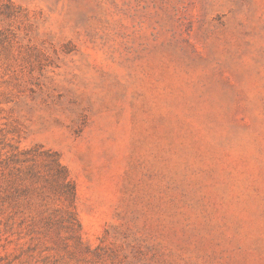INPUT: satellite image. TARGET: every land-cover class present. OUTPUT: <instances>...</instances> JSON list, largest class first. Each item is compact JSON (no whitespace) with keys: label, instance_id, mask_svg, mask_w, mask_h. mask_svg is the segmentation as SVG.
<instances>
[{"label":"rangeland","instance_id":"1","mask_svg":"<svg viewBox=\"0 0 264 264\" xmlns=\"http://www.w3.org/2000/svg\"><path fill=\"white\" fill-rule=\"evenodd\" d=\"M0 264H264V0H0Z\"/></svg>","mask_w":264,"mask_h":264}]
</instances>
